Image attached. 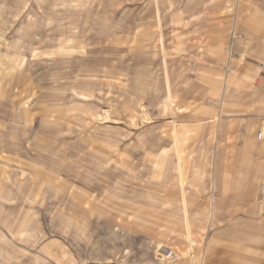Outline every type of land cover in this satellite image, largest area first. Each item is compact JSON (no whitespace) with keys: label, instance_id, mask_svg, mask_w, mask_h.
Here are the masks:
<instances>
[{"label":"rangeland","instance_id":"obj_1","mask_svg":"<svg viewBox=\"0 0 264 264\" xmlns=\"http://www.w3.org/2000/svg\"><path fill=\"white\" fill-rule=\"evenodd\" d=\"M207 1L0 0V264L252 255L237 219L264 213V178L255 201L218 204L215 158L177 122L205 114L179 86L205 46L197 18L230 32L249 8L205 17Z\"/></svg>","mask_w":264,"mask_h":264},{"label":"crops","instance_id":"obj_2","mask_svg":"<svg viewBox=\"0 0 264 264\" xmlns=\"http://www.w3.org/2000/svg\"><path fill=\"white\" fill-rule=\"evenodd\" d=\"M244 1L249 8L241 9L242 20L230 32L225 27L208 31L210 21L200 23L197 18L195 26L205 29L203 53L198 51L195 63L190 56L188 65H183L180 73L187 78L179 86L197 95H191L190 99L205 114L196 119L180 117L177 122L183 134H196L197 155L215 158L212 189L218 204L230 202V196L240 203L247 194L255 201L256 185L264 178V0ZM207 2L210 4H201L200 13L205 17L209 9L218 11L221 6H228V0ZM213 51L217 52L216 58L209 56ZM189 104L190 101L186 106ZM157 138L158 150L160 144L163 150L170 148L164 134L158 133ZM192 184L193 181L191 188ZM236 233L249 238L253 244L247 246L252 255L246 258L243 254L239 263L264 264V213L259 212L257 217L240 216Z\"/></svg>","mask_w":264,"mask_h":264}]
</instances>
